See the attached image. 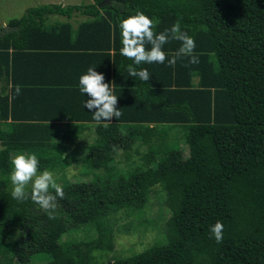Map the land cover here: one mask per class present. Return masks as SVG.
<instances>
[{
    "label": "trees",
    "instance_id": "16d2710c",
    "mask_svg": "<svg viewBox=\"0 0 264 264\" xmlns=\"http://www.w3.org/2000/svg\"><path fill=\"white\" fill-rule=\"evenodd\" d=\"M137 11L157 21L154 33L179 19L195 41L199 63L188 64L185 57L174 66L141 64L149 81L129 77L131 61L119 53L117 25ZM76 15L87 18L70 41L67 21ZM51 16L66 22L50 23ZM178 46L169 41L163 50L175 54ZM79 48L96 54L79 53ZM23 52H43L44 61ZM59 52L56 62L50 60V53ZM87 56L94 57L95 70L117 96L121 115L106 124L92 121L83 107L87 94L78 89L23 87L29 85L23 76L36 64L43 71L49 64L65 70V60L76 64ZM66 74L71 75L69 68ZM22 98L56 112L27 117L40 123L16 121L20 117L13 105ZM63 114L81 125L57 131L58 126L45 123ZM84 129H91L94 139L84 150L82 176L91 172L92 177L61 185L64 196L57 198L53 218L30 199H12V152L34 153L41 169L60 173L70 166L63 157L66 145L86 134ZM117 153L130 163L123 173L112 164ZM155 186L169 214L166 240L105 264H264V0L47 4L0 26V264H31L36 255L45 264H97L94 252L112 251L120 232L115 215L140 218ZM188 204L198 206V212L186 213ZM216 221L223 225L219 243L208 231ZM79 229L92 235L61 240ZM129 229L135 227L123 225L121 232Z\"/></svg>",
    "mask_w": 264,
    "mask_h": 264
},
{
    "label": "clouds",
    "instance_id": "9594fccd",
    "mask_svg": "<svg viewBox=\"0 0 264 264\" xmlns=\"http://www.w3.org/2000/svg\"><path fill=\"white\" fill-rule=\"evenodd\" d=\"M157 21L143 12L137 11L133 15L121 18L118 22L120 35L119 53L129 59L127 67L129 77L147 82L149 72L141 64L152 63L174 66L178 59L187 58L188 64H198L199 55L194 53L195 41L192 36L181 29L180 20L174 21L170 27L154 33ZM169 41H178L179 46L175 54H166L163 46ZM148 45L149 47H145ZM167 55V59H166ZM78 91L87 98L83 101L96 124H106L111 118H118L121 113L116 108L117 96L113 92L111 83L104 82L103 73L89 67L78 77ZM19 94L20 86L15 89ZM40 161L36 154L17 152L10 157L8 180L11 185L10 195L17 201L31 200L40 209L44 210L51 219L54 216L57 198H63V187L56 182L55 173L47 168L39 167ZM54 190L53 191L51 190ZM209 234L219 243L223 236V225L216 221L209 226Z\"/></svg>",
    "mask_w": 264,
    "mask_h": 264
},
{
    "label": "rangeland",
    "instance_id": "374dc122",
    "mask_svg": "<svg viewBox=\"0 0 264 264\" xmlns=\"http://www.w3.org/2000/svg\"><path fill=\"white\" fill-rule=\"evenodd\" d=\"M47 4H60L63 6L68 5H81L88 4L87 0H0V26H5L7 21L10 19H17L21 17L24 12L32 7L47 5ZM85 16H82L78 19L77 22L85 20ZM50 23L57 22L63 23L66 22L64 18L59 16L49 17ZM68 23L70 20L67 21ZM76 22V23H77ZM74 23V22H73ZM71 24V23H70ZM94 135L91 133H86L83 136H80L76 141L71 145H66V153L63 154V157H68L70 162L69 168L66 170L55 173L56 182L60 185L67 182H76L90 179L92 177L91 172L89 176H82L83 162L84 159V150L85 148L93 142ZM175 136L170 137V141H175ZM180 147L179 149H185V144L182 140H179ZM140 151L144 152L145 147L140 146ZM17 153V152H16ZM15 152L11 153L12 155L16 154ZM115 161V162H114ZM114 161L112 164L115 165L117 172H125L129 170V162H126L122 154L114 155ZM98 174H101L102 171H95ZM163 193L159 186H155L150 190L148 195V200L146 202L145 208L143 209V214L140 218H135L134 216L122 215L120 213L115 215L116 221H114L115 231L118 232L115 234L113 241L112 251H96L94 255L97 258V264H105L108 261H113L120 258H125L132 256L134 254L140 253L146 250L153 244H158L161 241L166 240V223L169 217L167 208L163 204ZM193 204L186 205V213L194 214L198 212V206ZM143 219V223L140 221ZM132 225V228L129 229L127 233L121 232L123 225ZM92 235L91 233H86L82 229H79L72 233H66L62 236L61 240H82L87 236ZM31 264H45V258L42 256H33L31 259Z\"/></svg>",
    "mask_w": 264,
    "mask_h": 264
},
{
    "label": "crops",
    "instance_id": "0c3cea01",
    "mask_svg": "<svg viewBox=\"0 0 264 264\" xmlns=\"http://www.w3.org/2000/svg\"><path fill=\"white\" fill-rule=\"evenodd\" d=\"M88 3L91 2V0H87ZM82 16H74L72 19H70L71 23V36H70V41H73L75 39V30L76 27L78 26V24L83 23L86 21L85 20L81 21V22H77L79 18H81ZM74 22V23H73ZM77 22V23H76ZM49 28V27H47ZM73 31V32H72ZM89 44V43H86ZM86 48H79L78 51H80L79 53H87V54H91L94 55L96 54V52H88V51H92V50H85ZM31 53L32 56H34V60L35 62H39V61H44V57L42 56L43 52H23V56L27 55ZM73 53V52H72ZM78 53V52H76ZM50 60L56 62L59 57L56 56L59 53H50ZM74 54V53H73ZM64 55H66V52H64ZM28 56V55H27ZM94 57L92 56H87L86 60H80V63H74L73 61L69 62L67 60H65V63L67 64V68L65 70H60L59 68H55L53 67L51 64H49V68H47L46 70H41L42 69V65L41 64H36L35 68L27 75L23 76L27 83L29 85H25L23 87L25 88H30L32 89L31 91H37L38 89H53V90H59L61 88H63V85H66L68 88H72V89H78L77 88V84H78V77L83 74L87 68L89 67H93L94 68ZM100 64L103 65V62L100 59ZM41 65V66H40ZM72 66V67H70ZM70 69L71 75H67L66 71L67 69ZM105 70V68L101 67V72H103ZM40 104H37L35 99L30 100V99H26L25 102L23 103V98L21 99V101H17L16 106L13 105V109L15 112L16 117L19 116L20 120H16V121H28L30 122H38L40 123L41 121L39 120H32L30 117L33 116H41L44 114H55V110H46V109H37L36 106H39ZM49 105V104H48ZM50 107H53V105H49ZM28 116H30L29 118H27ZM17 119V118H16ZM53 123L56 127L55 129L57 131H61L63 130L65 125H69L71 123L74 124H79L81 125L79 122L77 121H73L71 120V118H69L66 114H63V118L61 120L58 121H49V122H45V123ZM62 126V127H61ZM84 131H86V133L92 132L91 129H84Z\"/></svg>",
    "mask_w": 264,
    "mask_h": 264
}]
</instances>
